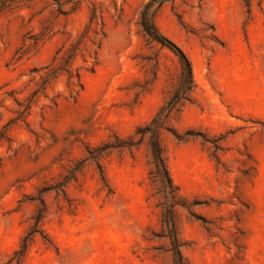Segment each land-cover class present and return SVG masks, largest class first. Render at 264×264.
<instances>
[{
    "label": "rangeland",
    "instance_id": "374dc122",
    "mask_svg": "<svg viewBox=\"0 0 264 264\" xmlns=\"http://www.w3.org/2000/svg\"><path fill=\"white\" fill-rule=\"evenodd\" d=\"M148 1L81 0L75 13L58 16L52 0H33L0 15V134L7 137L0 142V264H173L144 142L101 162L111 194L93 165L65 196L46 193L43 233L20 263L14 257L39 190L86 146L133 135L168 99L176 60L140 32L138 13ZM92 10L96 24L70 68L80 73L78 97L67 98L59 76L15 120L16 102L25 104L45 68L58 66ZM154 22L186 55L196 84L193 104L168 125L199 135L186 142L161 136L182 197L175 208L181 256L186 264H264V0L249 7L177 0Z\"/></svg>",
    "mask_w": 264,
    "mask_h": 264
},
{
    "label": "trees",
    "instance_id": "16d2710c",
    "mask_svg": "<svg viewBox=\"0 0 264 264\" xmlns=\"http://www.w3.org/2000/svg\"><path fill=\"white\" fill-rule=\"evenodd\" d=\"M32 1L33 0H0V15L15 11ZM175 1L177 0H149L141 7L137 20V25L143 37L146 38L147 41L159 46L161 49L167 50L176 60V75L168 99L158 109L154 117L148 123L138 127L133 135L127 138H120L114 135L98 146H86L84 156L81 159L69 166L54 184L39 190L37 197L34 199V201L37 202V207L31 218L33 224L30 230L21 239L19 250L14 253L16 262L20 263L24 258L30 244L33 242L34 236L36 234L42 235L43 233L41 224L46 215V205L43 196L46 193L54 191L57 195L62 194L65 196L66 187L72 183H78L79 176L82 175L85 167L93 165L98 172L101 184L103 187H106L108 193L111 194L112 192L108 186V181L105 177L101 162L105 158H108L114 151H126L132 154V152L144 142L147 148L150 166L149 178L155 187V195L159 199L158 207L161 211V224L169 241L173 264H186L180 253L175 217V208L180 206L179 202L182 201V197L169 174L164 149L161 144V136L164 133H171L178 142H186L196 135H199L193 134L192 132L178 134L175 131L173 132L168 125L172 116L179 114L180 109L185 104H193L196 84L193 78L192 65L186 55L172 41L160 33L154 22L157 11L165 3H173ZM244 2L246 7H249V0H244ZM80 4L81 0H52L54 12L58 16H68L75 13L79 9ZM95 21L96 12L92 10L85 32L82 33L75 43L69 46L64 56L59 59L58 66L45 68L46 72L44 76L40 78V84L37 86V89L32 92L30 98L26 99L25 104L16 102L19 111L17 112V118L15 120H21L25 114L27 116V112L30 110L31 104L36 96L45 92L52 83L57 81L59 76L63 75L66 77L65 87L67 98L74 101L78 97L79 93L82 91L80 73L76 71V73L73 74L70 68L80 51L83 39L90 31V27L96 24ZM94 34L97 35L96 32H94ZM37 42L38 39L33 40L34 44ZM84 62L86 63L87 61ZM93 70V67L86 68L88 72H93ZM1 141H7L6 131L0 134V142ZM69 207L72 206L69 205Z\"/></svg>",
    "mask_w": 264,
    "mask_h": 264
}]
</instances>
